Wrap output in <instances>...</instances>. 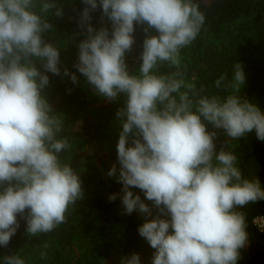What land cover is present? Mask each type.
<instances>
[{"label": "clouds", "instance_id": "9594fccd", "mask_svg": "<svg viewBox=\"0 0 264 264\" xmlns=\"http://www.w3.org/2000/svg\"><path fill=\"white\" fill-rule=\"evenodd\" d=\"M83 2L91 10L98 7L97 0ZM99 6L112 22L111 33L89 23L74 67L98 97L122 101L115 113L116 163L107 171L122 185V214L138 211L147 217L156 210L137 229L155 249L152 264H237L249 243L246 215L239 209L264 201L259 177H245L227 148L253 132L264 142V110L240 95L246 84L242 64L234 63L230 80L216 79L225 96L203 94V86L185 80L180 56L205 23L198 4L99 0ZM33 8V0H0V246L5 247L20 226L18 215L26 221L27 235L46 234L65 223L69 206L84 198L80 174L60 160L71 144L59 136L64 121L45 92L47 73L62 74L61 51L44 39L52 23ZM52 9L62 15L50 0L40 12ZM89 11L84 9L82 21H90ZM134 22L146 24L145 33H157L143 41L139 75L130 74L126 64ZM165 63L176 71L158 73ZM63 76L81 83L67 68ZM218 130L228 138L219 149ZM4 264L25 261L10 255ZM120 264H141V259L132 253Z\"/></svg>", "mask_w": 264, "mask_h": 264}, {"label": "trees", "instance_id": "16d2710c", "mask_svg": "<svg viewBox=\"0 0 264 264\" xmlns=\"http://www.w3.org/2000/svg\"><path fill=\"white\" fill-rule=\"evenodd\" d=\"M44 2L46 0H33V10L53 25L50 31L44 33V39L61 51L62 73L60 76L47 73L50 86L45 92L55 109V114L62 116L64 121L59 136L67 137L71 144L70 149L60 153V160L75 167L74 170L80 174L84 198L69 206L65 223L46 234L27 235L26 221L18 215L20 226L15 235L6 247L0 246V264H4L6 256L18 255L25 260L28 254L33 252L36 254L31 264H120L121 257L132 253L139 254L141 264H152L155 249L138 234L137 229L146 220L153 219L156 210L153 209L152 215L147 217L138 211L130 216L122 214V185L117 183L115 178L107 176L110 165L116 162L117 158L119 124L115 113L122 106V101L108 102L98 97L74 67L78 58L77 45L86 38L87 25L90 23L95 30L106 27L111 33L112 22L103 14L99 0L95 10H91L90 5L85 4L83 0H50L61 9L62 15L59 17L54 15L55 9L41 13L40 8ZM193 3L199 5V10L205 14L206 19L191 45L196 49L197 55L192 62L195 73L190 80L196 82L197 88L204 87L203 94L223 97L227 93L217 89L215 81L221 75H225L229 80L232 78V63L235 60L218 45L227 35L241 34L249 18L256 25L264 23V0H193ZM85 8L90 9V21L81 20ZM145 27L146 24L134 22L132 35L135 42L132 51L126 53L130 74L139 75L143 41L148 35L157 34L154 29L145 33ZM64 68L78 76L81 81L79 86L73 85L69 76H63ZM174 70L175 68L165 63L157 71L160 74H169ZM260 71L264 73V68ZM257 75L259 77H255ZM262 80L263 76L259 72L249 73L240 95L250 98L258 90ZM86 115H92L94 120L86 129L87 150H80L75 144L74 127ZM209 130H212L211 126ZM238 142L240 155L237 166L245 177L251 178L247 168L254 155V149L244 139ZM216 144L217 149L223 144L220 137L217 138ZM261 168L264 175V160ZM131 190L151 205L139 189ZM112 194L118 195L115 201L110 202L109 196ZM239 210L246 215L249 243L241 250V259L237 264H264V229L259 231L253 223L255 216H264V201L249 204ZM38 249L46 253L45 258H41V252L37 253Z\"/></svg>", "mask_w": 264, "mask_h": 264}, {"label": "rangeland", "instance_id": "374dc122", "mask_svg": "<svg viewBox=\"0 0 264 264\" xmlns=\"http://www.w3.org/2000/svg\"><path fill=\"white\" fill-rule=\"evenodd\" d=\"M241 34H233L227 35L222 39L221 43L218 45L219 48L226 51L229 55L234 58L235 61L232 63V71L235 62H239L243 66V71L245 76H249L250 74L260 73L263 76V80L260 82L258 90L253 93V95L249 98L252 102L256 103L262 110H264V73L260 70L264 68V23H259L256 25L251 18L247 19L245 22V26L242 29ZM193 43H191L192 45ZM189 45L186 48H183L180 52L181 56V70L184 71V78L187 82L195 84L196 82H191L190 78L194 75V64L192 63L196 58V49L192 48ZM218 48V49H219ZM193 65V66H192ZM173 68V67H172ZM255 69V70H254ZM176 71V69L174 70ZM173 71V72H174ZM255 77H259L258 75ZM199 88V87H198ZM92 115L84 116L78 124L74 127L75 144L76 147L80 150H87V146L85 141L87 139L86 129L93 123ZM222 143H224L228 138L223 133L222 130H219V135ZM248 145H250L254 150V155L252 157L251 163L247 168V173L249 177H259L264 185V175L261 173V164L264 160V142L259 141L255 133L248 134L244 138ZM241 140V139H239ZM239 140H232L228 145V150L233 151L236 156L239 158L240 151L237 148V144ZM78 149V150H79ZM77 150V151H78ZM116 163V162H114ZM113 163L110 165V167ZM119 167V165L117 166ZM75 169V167H73ZM41 252L39 249L37 253ZM34 253H29L26 257L25 264H31L33 260Z\"/></svg>", "mask_w": 264, "mask_h": 264}, {"label": "built area", "instance_id": "2783aa9c", "mask_svg": "<svg viewBox=\"0 0 264 264\" xmlns=\"http://www.w3.org/2000/svg\"><path fill=\"white\" fill-rule=\"evenodd\" d=\"M253 223L257 227L259 231H263L264 229V216L258 215L253 218Z\"/></svg>", "mask_w": 264, "mask_h": 264}]
</instances>
